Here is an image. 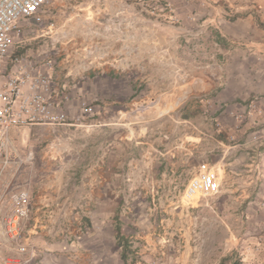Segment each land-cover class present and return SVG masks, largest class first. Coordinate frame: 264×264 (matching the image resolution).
<instances>
[{
  "label": "crops",
  "instance_id": "crops-1",
  "mask_svg": "<svg viewBox=\"0 0 264 264\" xmlns=\"http://www.w3.org/2000/svg\"><path fill=\"white\" fill-rule=\"evenodd\" d=\"M169 1L182 25L204 21L209 27L208 35L199 41L208 45L205 57L183 53L190 44L173 57L178 63L177 55L184 61L225 59L226 84L211 91L209 109L188 100L177 106L172 97L164 98L143 122L136 123L129 103L136 74L104 73L95 77L92 87H80L79 94L99 100L95 109L105 126L92 131L72 126L30 128L24 146L35 148L36 159L21 179L32 184L28 228L42 252L37 264H126L118 246L117 225L125 226L117 221L118 192L133 184L125 185L122 177L144 178L153 171L154 180L165 190L183 189L187 175L197 166L199 142L211 151L217 149L208 159L218 158L223 172L228 168L241 173L244 166L247 173L254 169L253 174L238 177L262 179L257 186L264 188V0ZM148 2L53 0L47 10L60 29L109 33L113 46L126 50L134 44L137 11ZM147 28L155 37L148 44L138 40L142 51L136 60L149 59L151 75H170L171 58H165L158 47L172 45L167 37L176 31ZM239 43L254 46L257 52L249 53ZM195 87L208 89L203 84ZM73 104L77 107L71 113H79L78 97ZM206 114L221 123V132L214 130ZM200 130L209 134L202 137Z\"/></svg>",
  "mask_w": 264,
  "mask_h": 264
},
{
  "label": "built area",
  "instance_id": "built-area-1",
  "mask_svg": "<svg viewBox=\"0 0 264 264\" xmlns=\"http://www.w3.org/2000/svg\"><path fill=\"white\" fill-rule=\"evenodd\" d=\"M52 1L0 0V264H37L42 259L28 228L32 184L21 179L23 171L34 164L36 150L29 145L25 153L21 152L10 138L12 127L72 126L92 131L105 126L101 112L95 109L99 100L82 97L79 88L86 74L102 75L107 73L106 68L136 74L129 100L136 123L143 122L147 113L164 98L172 97L177 106L188 100L206 104L209 109L211 91L222 88L227 81L225 59L184 61L177 55L181 59L178 63L173 57L185 45L201 41L208 35L209 27L204 21L192 27L179 23L169 0L164 3L149 0L137 11L131 48L113 46L112 35L107 33L109 54L100 52L105 34L60 29L56 18L47 10ZM147 27L162 32L167 28L176 31L167 37L172 45L158 47L165 58H171L170 75H151L149 59L136 60L142 50L138 40L144 39L148 44L149 34L153 33ZM135 34L136 37L139 34L136 39ZM238 46L249 53L257 52L249 44ZM136 51L139 52L135 54ZM197 84L208 89L200 90L195 87ZM77 97L80 111L72 114ZM205 117L214 130L221 132L218 120L209 114ZM221 185L219 168L204 160L186 185L184 197L190 202L197 195L214 196L220 192Z\"/></svg>",
  "mask_w": 264,
  "mask_h": 264
},
{
  "label": "rangeland",
  "instance_id": "rangeland-1",
  "mask_svg": "<svg viewBox=\"0 0 264 264\" xmlns=\"http://www.w3.org/2000/svg\"><path fill=\"white\" fill-rule=\"evenodd\" d=\"M138 35L135 34V39ZM153 35L149 34L147 42ZM74 36L78 38V33ZM104 41L100 52L109 54V34L104 35ZM207 46L205 42L191 43L183 53L203 58L207 55ZM106 69L107 73L116 72ZM98 76L93 72L86 74L81 87L84 84L92 87ZM199 132L205 136L203 130ZM29 134V127L10 130L11 140L23 153L29 146H24V135L29 137ZM203 143L198 144L197 166L187 176L190 180L204 160L216 164L222 180L217 195H197L189 202L184 197L186 186L165 190L160 181L154 180L153 171L144 178L122 177L125 185L133 184V187H120L118 192L117 221L125 223V226L117 225L121 235L124 234L118 246L122 258L126 253V259L123 258L126 264H221L226 257L229 258L224 264L238 261L264 264V188L257 186L262 179L239 178L242 173L253 174L254 169L247 173L245 166L241 173L228 168L223 172L218 158L214 162L208 159L209 153L217 149L211 151ZM244 184L250 185L244 187ZM245 188L248 189L245 191ZM126 217L127 223L122 219Z\"/></svg>",
  "mask_w": 264,
  "mask_h": 264
},
{
  "label": "trees",
  "instance_id": "trees-1",
  "mask_svg": "<svg viewBox=\"0 0 264 264\" xmlns=\"http://www.w3.org/2000/svg\"><path fill=\"white\" fill-rule=\"evenodd\" d=\"M117 236H118V240H119V242L121 243L122 242V240H123V237H122V235H121V232H120V228H118V230H117ZM126 253H124L123 254V258L124 259H126ZM229 257H226V258H224L223 259V261L221 262V264H224V261L226 260V259H228ZM235 264H243L241 261H238V262H235Z\"/></svg>",
  "mask_w": 264,
  "mask_h": 264
}]
</instances>
